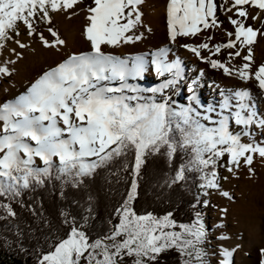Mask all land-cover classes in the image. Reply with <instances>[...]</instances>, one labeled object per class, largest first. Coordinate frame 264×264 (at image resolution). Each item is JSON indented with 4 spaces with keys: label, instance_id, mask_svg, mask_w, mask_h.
<instances>
[{
    "label": "snow or ice",
    "instance_id": "6c2138e0",
    "mask_svg": "<svg viewBox=\"0 0 264 264\" xmlns=\"http://www.w3.org/2000/svg\"><path fill=\"white\" fill-rule=\"evenodd\" d=\"M150 9L152 0H0V229L12 237L0 242L28 254L27 234L35 264H167L173 254L177 264H236L248 255L244 233L254 240L257 225L236 214L227 234L229 208L214 195L231 204L226 185L262 179L264 58L255 49L264 0H164L167 43L145 48ZM179 49L239 84H215L202 103L205 70L187 78ZM146 75L155 86H141ZM181 88L187 103L173 99ZM145 185L169 205L194 186L189 220L171 207L139 209ZM258 229L264 239V218ZM255 251L264 264V242Z\"/></svg>",
    "mask_w": 264,
    "mask_h": 264
},
{
    "label": "bare ground",
    "instance_id": "6f19581e",
    "mask_svg": "<svg viewBox=\"0 0 264 264\" xmlns=\"http://www.w3.org/2000/svg\"><path fill=\"white\" fill-rule=\"evenodd\" d=\"M152 2L154 3L153 4L154 9H150V15L147 17V20L153 29V34L149 37L148 43L144 46L145 48L152 47L154 45L156 46L162 45L167 41L166 27L163 17L164 0H152ZM78 46L80 49H84L87 47V45L83 41H79ZM73 50L76 49L73 48ZM133 50H139V49H133ZM184 52L186 56L184 55L183 57L185 58H181V59L183 60L185 66L188 65V61H190V58L193 61L194 57H191L192 55L190 53H187L186 51H183L182 53ZM182 53L178 52V55L182 57L181 55ZM56 59H58V57L49 55L47 57V62L52 63ZM41 63H43V61L39 59H37V61L35 62L30 61L28 66L22 70V77L30 78L35 73V71L39 69ZM194 64L191 65L192 67L190 66L191 67L189 71L190 73L192 72V69H195L193 68ZM198 73L199 71L197 72V74ZM209 77L211 79L208 81L209 83L207 87L206 86L202 87L204 92L211 91V94L207 96L208 101H210L212 97H214L215 95L213 91V86L215 84H220L221 86H224L223 80H215L214 78H212V73L210 72V70H208L207 73L205 72V76L203 78L202 83L208 80ZM152 78L153 77L151 75H146L145 79L140 81L139 83L143 87H153L156 85L157 81L153 78L156 83L154 82V85H150V81ZM221 79H225V78L222 77ZM235 83L239 84L238 81H234V84ZM22 84H23V79L18 84V87L22 86ZM253 94L255 95L254 88H253ZM185 102L187 103V100ZM257 104L261 110H264V102L257 101ZM258 173L262 175V179L259 181L249 182L246 180V178L241 177V179L233 181L231 185L225 186L228 190L234 193L235 200L231 204H229V202L225 201L220 196L216 195V199L219 201L220 205L229 208L230 214L226 219V228H225L227 234H231L232 232L237 230L235 220L233 218L234 215L236 214H239L244 219V221L257 225V233L255 235L254 240L249 239L248 232L244 233L245 250L248 252V255L238 254L235 257L236 264H257V254L255 249L257 245L264 242V239H262L258 229V226L260 225L262 218H264V171L258 168Z\"/></svg>",
    "mask_w": 264,
    "mask_h": 264
},
{
    "label": "trees",
    "instance_id": "16d2710c",
    "mask_svg": "<svg viewBox=\"0 0 264 264\" xmlns=\"http://www.w3.org/2000/svg\"><path fill=\"white\" fill-rule=\"evenodd\" d=\"M151 172V169H150ZM123 184L120 185V191L123 192ZM196 188L193 186L191 188V194H189L188 191H184L183 193L177 191L174 192L169 199L173 202L171 205L167 201L161 203L156 197H154L151 194L150 188L145 185L144 186V194L141 195L138 208L148 209L149 211H153L157 214H163L166 210H168L170 207L173 209H178L176 211V219L178 221L187 222L189 220V217L191 215V210L188 207V201H192L193 197L196 195ZM45 207L50 208L52 201H51V193H45ZM27 198V197H26ZM111 201L109 199H105L102 202L101 212L103 213L107 205ZM206 214H203V218ZM29 219L27 213H22V220L27 221ZM7 236L9 239H12L11 234L4 232L2 229H0V239L2 237ZM25 247L29 248V253L24 254L19 252L17 249H15V246L12 247L5 246L2 242H0V264H35L34 257L31 254L32 246L35 245V240H29L27 237V234L25 235L24 241H23ZM167 264H177V257L175 254L169 257Z\"/></svg>",
    "mask_w": 264,
    "mask_h": 264
},
{
    "label": "rangeland",
    "instance_id": "374dc122",
    "mask_svg": "<svg viewBox=\"0 0 264 264\" xmlns=\"http://www.w3.org/2000/svg\"><path fill=\"white\" fill-rule=\"evenodd\" d=\"M154 4V3H153ZM249 12H250V15L251 14H254L255 13V10L254 9H249ZM221 18H223V17H221ZM79 22H81V21H75L74 23H79ZM225 26H227V25H225ZM165 43H167V41L165 42ZM181 52H180V51ZM178 50V52L179 53H182L183 51H185V50H183V49H179ZM182 55V57L181 58H185V57H183L184 55H185V52L184 53H182L181 54ZM186 56V55H185ZM255 56H256V59H257V61H259V60H261L262 58H264V41H261L260 42V44L256 47V49H255ZM191 57H193V56H191ZM188 59V58H187ZM188 61V60H187ZM195 64H194V63ZM194 64V67L193 68H195V69H192V74L189 72L190 71V68L192 67L191 65L192 64ZM191 66V67H190ZM204 68V70H205V72L207 73V71L208 70H210V72L212 73V78H214L215 80H223L224 82H223V84H224V86L225 85H229V86H231V85H233L234 84V81L233 80H230V79H221L222 78V76H221V74L220 73H218V72H216V71H213V70H211V69H208L205 65H203V64H201L199 61H197L195 58H194V60L192 61L191 60V58H190V61H188V65H185V76L187 77V78H191L192 76H193V74L194 73H196L197 74V72L199 71V69L200 68ZM210 77H211V75H210ZM208 78V80H206V81H204V83H202V87L204 86H206L207 87V85H208V81L211 79V78ZM230 80V81H229ZM154 82H155V80L152 78L151 79V81H150V85H154ZM156 83V82H155ZM239 83V82H238ZM235 84H237V83H235ZM202 87L198 90V95H199V97H200V99H201V101H202V103H204V104H207V102H208V95H210L211 94V91H207V92H204V90L202 89ZM213 98V97H212ZM173 99L177 102V103H186L185 101H186V94H185V91H184V89L183 88H181L179 91H178V93L176 94V95H174L173 96ZM211 99V98H210ZM222 174H224L223 173V170H222ZM214 202L216 203V204H218V205H220V203H219V201L216 199V195H214ZM204 222H205V224H206V226H207V228L209 229V233H210V243H211V245L213 246V248L215 247V245H216V240H215V236L213 235V234H215L216 233V229H215V227H214V225L216 224V223H218L219 222V220H218V209H215V208H210L209 210H206V214H205V216H204Z\"/></svg>",
    "mask_w": 264,
    "mask_h": 264
}]
</instances>
